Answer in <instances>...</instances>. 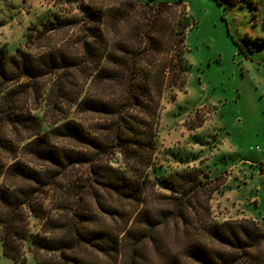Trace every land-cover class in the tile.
<instances>
[{"label":"trees","instance_id":"obj_1","mask_svg":"<svg viewBox=\"0 0 264 264\" xmlns=\"http://www.w3.org/2000/svg\"><path fill=\"white\" fill-rule=\"evenodd\" d=\"M170 4L184 6L140 7L159 16ZM85 10L79 52L51 44L76 24L57 16L13 54L0 52L2 255L14 264H264L255 222L211 218L217 188L205 173L157 166L162 97L180 87L183 61L179 71L147 68L120 46L110 53L103 15ZM182 19L179 58L194 26Z\"/></svg>","mask_w":264,"mask_h":264},{"label":"rangeland","instance_id":"obj_2","mask_svg":"<svg viewBox=\"0 0 264 264\" xmlns=\"http://www.w3.org/2000/svg\"><path fill=\"white\" fill-rule=\"evenodd\" d=\"M251 1L183 0L158 16L134 0H0V52L13 54L29 30L54 16L76 23L88 9L103 15L110 53L119 55L120 46L147 68L169 63L178 71L181 59L180 87L162 97L157 166L162 175L200 169L217 188L209 203L214 221L251 220L264 231V0ZM182 17L194 26L179 58ZM84 37L76 23L51 44L75 53ZM30 227L38 231L39 222L31 218ZM0 264H14L1 246Z\"/></svg>","mask_w":264,"mask_h":264}]
</instances>
